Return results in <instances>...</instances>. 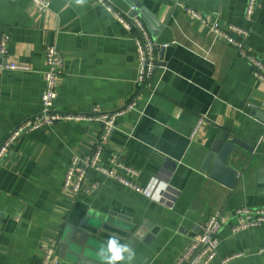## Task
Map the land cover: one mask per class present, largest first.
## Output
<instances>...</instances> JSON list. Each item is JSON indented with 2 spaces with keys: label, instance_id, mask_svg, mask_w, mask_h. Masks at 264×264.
I'll return each mask as SVG.
<instances>
[{
  "label": "crops",
  "instance_id": "1",
  "mask_svg": "<svg viewBox=\"0 0 264 264\" xmlns=\"http://www.w3.org/2000/svg\"><path fill=\"white\" fill-rule=\"evenodd\" d=\"M45 1L48 7L39 10L31 0H0V36L8 39V53L0 60L30 68L0 69V143L15 125L39 112L44 49L53 45L64 57L58 111L88 113L98 107L112 112L136 99V109L118 118L101 163L106 166L111 155H118L138 172L121 174L150 196L96 173L87 175L76 195L63 189L71 157L88 154L98 139L97 123L59 122L21 136L0 163V264H39L41 248L51 240L57 242L53 264H106L101 248L111 237L132 250L131 260L120 264H172L209 214L264 207V141L259 142L264 120L247 107L253 103L264 114V83L233 46L183 9L246 28L245 45L264 64V0L252 22L244 18L246 0H107L124 15L131 16V6L146 9L161 25L152 37L142 20L156 43L159 66L141 85L135 29H124L94 0ZM221 134L246 146L228 161L238 172L232 187L201 170ZM93 181L99 186L91 190ZM108 212L136 226L149 224L143 238L131 242L90 226L94 215L106 218ZM218 239L210 264H222L234 252L243 255L224 264H264L259 252L264 225L232 233L228 221Z\"/></svg>",
  "mask_w": 264,
  "mask_h": 264
},
{
  "label": "built area",
  "instance_id": "2",
  "mask_svg": "<svg viewBox=\"0 0 264 264\" xmlns=\"http://www.w3.org/2000/svg\"><path fill=\"white\" fill-rule=\"evenodd\" d=\"M102 5L108 13H111L124 29L130 31L135 29L138 35L135 37L137 54L139 59L138 83L144 84L151 77L159 66L157 59L156 43L150 38L146 26L138 16H129L128 13L121 14L116 12L107 0H94ZM32 4L39 10H45L48 3L45 0H31ZM259 8V0H246L244 18L252 22ZM191 20L197 21L200 27L205 28L210 34L219 36L224 39L225 43L233 46L239 57L246 61L251 67L254 78L264 83V64L253 53L247 49L244 39L248 35L246 28L237 26L232 23H221L210 14H204L192 7H183ZM135 7L131 6L130 11ZM7 37L0 36V56H5L7 52ZM64 57L62 53L53 45L44 49V66L43 80L45 83L41 95L39 112L27 117L11 130L8 131L5 138L0 143V163L7 155L9 150L18 141L21 136L29 133L52 127L59 122L82 121L97 123L101 130L92 150L85 155H73L66 166L63 176V189L71 195L78 194L89 173H96L119 182L124 187L142 194L145 197L150 196L147 189L138 186L129 178L121 174V171L130 176H137L138 172L133 167L121 161L118 155L113 154L108 159V165L101 163V156L105 150V145L109 141L111 134L116 129L118 118L127 111L135 110L137 107L136 99H131L123 108L112 112H105L98 107H93L88 113H69L60 112L55 107L57 98V88L61 74L63 73ZM0 69L10 71H28L30 68L26 65L17 63H6L0 60ZM247 107L257 110L259 107L253 103H248ZM195 133L193 132V135ZM264 141V130L259 137V142ZM99 183L93 181L90 189L98 188ZM230 222L232 233L245 229H257L264 225V207L241 206L227 216L222 211H214L209 214L201 226L199 233L190 239L185 249L178 255L172 264H210L217 257V248L219 246L218 233L221 227ZM42 256L39 264H53L57 261L56 251L57 242L51 240L42 248ZM264 252V247L259 249ZM243 253L234 252L221 259V263L241 257Z\"/></svg>",
  "mask_w": 264,
  "mask_h": 264
},
{
  "label": "water",
  "instance_id": "3",
  "mask_svg": "<svg viewBox=\"0 0 264 264\" xmlns=\"http://www.w3.org/2000/svg\"><path fill=\"white\" fill-rule=\"evenodd\" d=\"M135 6V10L132 11L131 15H138L145 22L151 36L156 37L157 31L161 27L156 17L146 9L137 5ZM251 114L264 120L263 113L253 110ZM238 147L246 146L237 138L228 139L226 134H221L218 138L214 139L209 146V151L202 162L201 170L207 172L210 178L227 187L234 186L237 181L238 172L228 165V161ZM91 222L90 226L94 229L104 230L108 228L114 231L117 237L121 239L126 238L131 242H136L138 239L143 238V233L146 232L149 226V224L144 223L136 226L131 223L130 219L114 212H108L106 218L94 215Z\"/></svg>",
  "mask_w": 264,
  "mask_h": 264
},
{
  "label": "clouds",
  "instance_id": "4",
  "mask_svg": "<svg viewBox=\"0 0 264 264\" xmlns=\"http://www.w3.org/2000/svg\"><path fill=\"white\" fill-rule=\"evenodd\" d=\"M102 261L106 264H120L121 261H130L133 253L131 248L126 244H121L119 239L111 237L106 245L101 248Z\"/></svg>",
  "mask_w": 264,
  "mask_h": 264
}]
</instances>
